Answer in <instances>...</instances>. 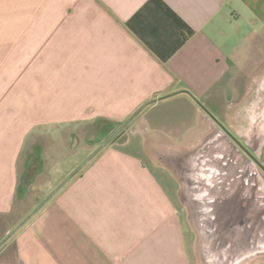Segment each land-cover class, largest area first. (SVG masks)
Segmentation results:
<instances>
[{"label": "crops", "instance_id": "crops-1", "mask_svg": "<svg viewBox=\"0 0 264 264\" xmlns=\"http://www.w3.org/2000/svg\"><path fill=\"white\" fill-rule=\"evenodd\" d=\"M263 30L264 0H0V240L27 217L17 205L28 165L50 158L57 188L106 126L155 101L0 255L13 264H195L199 235L183 202L198 200L195 182L183 190L172 164L183 136L201 140L213 125L209 140L226 142L197 101L226 116L219 102L230 99L236 58ZM263 106L252 112L260 142Z\"/></svg>", "mask_w": 264, "mask_h": 264}, {"label": "rangeland", "instance_id": "rangeland-1", "mask_svg": "<svg viewBox=\"0 0 264 264\" xmlns=\"http://www.w3.org/2000/svg\"><path fill=\"white\" fill-rule=\"evenodd\" d=\"M235 65L234 78L232 81L233 85L231 92H229L230 99L222 102L220 100L219 103L224 107V110L227 108V114L224 116L225 121H228L233 128L241 129V122L245 126L251 125V121L248 118L249 116H246L248 113L247 111L251 109L249 114L252 116V110L256 108L257 105H264V30L251 37L250 41L240 51L239 57L236 58ZM118 127L119 126H117V128ZM92 128L93 127H91V131L93 130ZM117 128L112 129L106 126L105 140ZM245 128L248 129V127ZM260 130H262V128ZM197 131L198 129L192 136L200 138L201 135H199V131ZM208 131L210 133L209 135L207 134L201 140L197 141L190 142L188 139L189 136L186 139L185 136H183L180 141L186 142V145L179 147V150L176 151V153H178L177 159L179 163H176V161L174 162L176 158L172 159L174 162L172 167L178 170L177 175L181 181L183 190L190 185L185 181L186 178L188 177L189 180H191L190 177L192 179L195 178V195H197V199L214 200L211 208L212 216L215 218L216 216H220V218L224 220V223L217 228L219 232L231 228L227 223V219H232L234 221L233 232L235 234L261 233L262 245L264 242V183L256 178L253 168H251L252 172H250V174L255 177L250 181H248L247 178L243 179L240 171L234 166L235 163L232 158L228 155H223L221 150L222 145H225L223 139L217 136L214 140H209L214 136L213 125L211 129H209L208 126L207 132ZM105 140L100 143L102 144ZM94 143L95 142H90L91 145ZM83 144L85 145V142H80L79 145L81 146ZM100 146L101 145H99V147ZM175 149L176 148H173L172 151H175ZM85 152V150L79 151L74 157L73 164H75ZM259 154L264 164V142L259 148ZM88 157L85 158V160L88 159ZM47 160L48 161H45L46 163L43 162L44 165L42 166H38L37 164L28 165L26 171L21 176L17 207L23 215L28 216L56 189L54 188L55 185H57L56 173L51 171L55 168L52 167V160H50V158ZM85 160H83V162ZM256 167L259 172H261V177L263 176L264 178V171L259 166ZM183 171L190 172H186L185 174L182 173ZM65 179L66 177L64 180ZM64 180H61L62 182L60 184H62ZM246 200H249L248 204ZM252 200L254 201L253 204L249 205ZM183 202L188 222L191 227L196 230L198 233L197 235H199L197 236L195 247L192 249L195 264H214L209 263L207 260L208 258L206 259L205 257V241L202 239L203 236L200 227L195 220L193 206L190 200L186 199L183 200ZM4 237L5 236L2 238ZM16 237L17 233H15L12 238ZM10 240L8 242H10ZM237 243L239 242L236 239L233 244ZM11 245H16V241L12 242ZM233 249L238 250L239 247L235 246ZM1 256L2 255H0V264H13L9 256ZM219 261L222 260L219 259ZM234 264H264V252H255V254L244 257Z\"/></svg>", "mask_w": 264, "mask_h": 264}, {"label": "water", "instance_id": "water-1", "mask_svg": "<svg viewBox=\"0 0 264 264\" xmlns=\"http://www.w3.org/2000/svg\"><path fill=\"white\" fill-rule=\"evenodd\" d=\"M164 99V98H161ZM155 101L149 102L145 104L142 108H140L135 114H133L124 124L118 127L112 134L101 144V146L85 161L83 162L62 184H60L33 212H31L16 228L10 231L5 238L0 242V249L6 245V243L20 230L32 217L35 215L62 187H64L75 175H77L101 150H103L108 144H110L117 136H119L126 127L136 118V116L148 105L152 104ZM197 103L201 106V108L207 113V115L223 130L225 134L231 133L226 129L224 123L214 115L203 103ZM260 116L264 114V106L259 112ZM258 117V114H257ZM264 118V115H263ZM257 119V118H256ZM257 123V122H256ZM257 126V125H256ZM255 137V136H254ZM255 147L259 152V148L263 142L254 140ZM222 145L223 155H228L232 158L235 163V167L240 171L243 179H248V181L252 180L255 176L251 175L250 172L253 166H259L264 171V164L261 161L259 153H247L243 154L241 151L232 149L231 146ZM261 144V145H260ZM254 160V163L252 160ZM188 178V177H187ZM191 180L188 179L186 182L193 183L195 182V178ZM194 184V183H193ZM192 184V186H193ZM195 215V220L197 221L202 236L204 239V250L205 256L208 260H219L221 259L223 264H234L235 262L241 260L248 255L258 251L259 249L264 248V242L261 245V233H249V234H235L233 232L234 221L228 220L227 223L231 228L226 229L223 232H219L217 230L218 226L224 223V220L220 218V216H212V206L214 200H190ZM249 200H246L248 204ZM253 200L249 205L253 204ZM227 203V200H226ZM237 239L239 243L233 244ZM239 247L238 250H234L233 247ZM226 247V248H225ZM222 257V258H221Z\"/></svg>", "mask_w": 264, "mask_h": 264}, {"label": "flooded vegetation", "instance_id": "flooded-vegetation-1", "mask_svg": "<svg viewBox=\"0 0 264 264\" xmlns=\"http://www.w3.org/2000/svg\"><path fill=\"white\" fill-rule=\"evenodd\" d=\"M258 106V105H257ZM256 109V108H254ZM253 109V110H254ZM252 110V112H253ZM251 109H249L246 114V116L250 119L251 121V125L248 126V125H244L242 122H241V129L240 128H233L232 125L229 124V122L225 121V119H221L219 118L225 125L226 129L229 130V132L231 133V136H228L227 134H225L223 132V130L219 127V125L216 124L217 126V131L219 133H221L222 135H224L226 137V145L228 146H231L232 149L234 150H238V151H241L243 154H247V153H251V152H254V153H258L256 147H255V143H254V140H256L254 138V136L252 135V131L254 130L253 128L251 129V127H253V124H252V119H253V116H251L249 113H250ZM245 127H248L245 128ZM254 134V133H253ZM236 148V149H235ZM261 159V158H259ZM252 160V159H251ZM254 162V160H252ZM256 163V162H254ZM191 178V177H190ZM186 180L188 181V178H186ZM185 180V181H186ZM5 238V237H4ZM2 238L0 240V242L4 239Z\"/></svg>", "mask_w": 264, "mask_h": 264}, {"label": "trees", "instance_id": "trees-1", "mask_svg": "<svg viewBox=\"0 0 264 264\" xmlns=\"http://www.w3.org/2000/svg\"><path fill=\"white\" fill-rule=\"evenodd\" d=\"M120 126H121V125H120ZM120 126H119V127H120ZM115 130H116V129H115ZM121 134H122V133H121ZM121 134H120V135H121ZM117 137H118V136H117ZM117 137H116V138H117ZM116 138H115V139H116Z\"/></svg>", "mask_w": 264, "mask_h": 264}]
</instances>
